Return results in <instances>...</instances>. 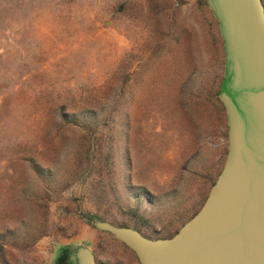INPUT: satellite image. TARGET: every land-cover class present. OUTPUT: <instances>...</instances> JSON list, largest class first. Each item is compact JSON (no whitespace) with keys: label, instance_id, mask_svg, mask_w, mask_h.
Instances as JSON below:
<instances>
[{"label":"rangeland","instance_id":"374dc122","mask_svg":"<svg viewBox=\"0 0 264 264\" xmlns=\"http://www.w3.org/2000/svg\"><path fill=\"white\" fill-rule=\"evenodd\" d=\"M223 65L205 0H0V264L173 236L225 161Z\"/></svg>","mask_w":264,"mask_h":264},{"label":"water","instance_id":"95a60500","mask_svg":"<svg viewBox=\"0 0 264 264\" xmlns=\"http://www.w3.org/2000/svg\"><path fill=\"white\" fill-rule=\"evenodd\" d=\"M222 40L217 99L227 123L224 164L199 210L169 238L96 221L139 264H264V6L205 0ZM76 264H97L87 247Z\"/></svg>","mask_w":264,"mask_h":264},{"label":"trees","instance_id":"16d2710c","mask_svg":"<svg viewBox=\"0 0 264 264\" xmlns=\"http://www.w3.org/2000/svg\"><path fill=\"white\" fill-rule=\"evenodd\" d=\"M55 264H73L67 250H63L62 254L56 259Z\"/></svg>","mask_w":264,"mask_h":264}]
</instances>
